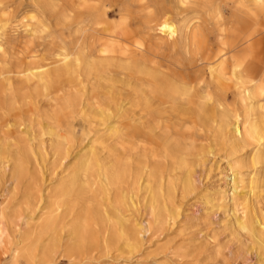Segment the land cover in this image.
<instances>
[{
	"label": "bare ground",
	"instance_id": "obj_1",
	"mask_svg": "<svg viewBox=\"0 0 264 264\" xmlns=\"http://www.w3.org/2000/svg\"><path fill=\"white\" fill-rule=\"evenodd\" d=\"M223 4L234 37L223 28L218 51L202 55L201 14L222 18ZM55 10L73 38L45 62L28 39L40 22L26 24L19 48H4L14 41L0 8V169L25 185L21 215L43 216L17 243L16 215L0 209V247L14 264L38 251L56 263L137 250L140 191L150 196L147 228L164 229L179 210L176 189L195 191L208 155L226 158L229 172L228 192L211 189L212 199L232 229L264 243V55L248 26L264 0H70Z\"/></svg>",
	"mask_w": 264,
	"mask_h": 264
},
{
	"label": "rangeland",
	"instance_id": "obj_2",
	"mask_svg": "<svg viewBox=\"0 0 264 264\" xmlns=\"http://www.w3.org/2000/svg\"><path fill=\"white\" fill-rule=\"evenodd\" d=\"M0 1V8L5 7L6 12L9 13V21L5 32L7 34L6 37L11 38L14 43H8L4 48H9L10 52L19 48L20 42L24 40L26 24L38 22L41 23L40 28L28 39L32 40V43L40 51V55L47 58L45 62L54 60V50L59 46L65 45L68 47L70 44L73 38V28L70 26V20L67 17L60 16V18L59 15L57 16V8L54 11V3L63 8L69 6L70 0ZM44 3L53 6L46 9L42 7ZM221 14L222 18H219L214 12L209 15L201 14L202 37L205 40L206 47L210 49V53H208L205 46H203L202 55L213 54L218 51L223 28L230 33L229 41L234 37L231 31L238 27V24L231 19V7L223 4ZM256 16L253 17V21L250 20L248 26H251V31H257L252 36L254 40L252 42L255 44L254 50H258V55H264V14L259 13V17ZM118 18L119 16L115 15L111 16L110 19L117 20ZM171 22L175 25L173 21ZM140 25L133 23L132 28H138ZM23 43L21 44L23 45ZM161 55L178 54L166 48L161 50ZM2 62L3 60L0 57V66L1 64L3 65ZM47 68H54V64ZM30 84L32 85L30 88L36 86L35 82L26 83L27 86ZM91 122L94 125V121L92 120ZM197 130H199V127ZM203 163L196 168V175L198 177L200 174L199 177L201 178L198 177L195 191L189 194L182 193L183 196H181L179 187L176 189V194H180V196L177 194L179 210L164 229L154 231L151 228L150 231L147 228L148 224L153 226L150 196H146L143 201V196L148 195V193L145 192V189L140 191L138 207L131 213L133 221L139 225L137 228L142 230L139 235L142 243L140 242V247H136L137 250H119L117 252L113 250L109 253L96 252L95 259L87 256V253L79 255V253L75 252L72 262L67 257H62L56 263L54 261L45 263L40 259L41 251H38L40 253H35L37 254L35 260L29 261L22 254L16 264H264V243L254 240L246 230L232 229L229 225L230 217L224 213L223 208L217 206L220 202L217 200V196L214 199H212L213 196L211 197V189L219 187L227 192L229 190V180L226 178L229 173L226 158L215 157V159H212V156L208 155V158ZM250 170L251 168L242 169V171ZM24 186L17 188L15 185H11L3 169H0V209H9V214L12 213L13 215H11L14 217L16 215L15 221L18 226L12 223L13 232L11 231L13 236H15V241L19 238V235L29 234L33 229L37 227L39 229L43 223L41 213L36 212L28 216L26 214L21 215L23 213L22 203L24 200L22 192ZM52 187L54 188V185ZM204 188H206V191ZM175 216L177 217L175 218ZM140 227L142 228L140 229ZM18 242L19 240H17ZM0 249V264H14L9 257V255L11 256L10 251L4 252L2 247ZM259 255L261 256L259 257Z\"/></svg>",
	"mask_w": 264,
	"mask_h": 264
}]
</instances>
